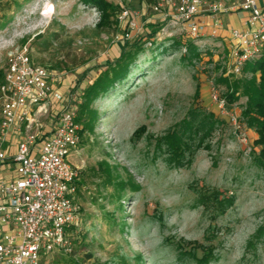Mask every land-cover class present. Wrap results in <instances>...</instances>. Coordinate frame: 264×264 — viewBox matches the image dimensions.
Instances as JSON below:
<instances>
[{"label":"rangeland","instance_id":"rangeland-1","mask_svg":"<svg viewBox=\"0 0 264 264\" xmlns=\"http://www.w3.org/2000/svg\"><path fill=\"white\" fill-rule=\"evenodd\" d=\"M107 1L137 15L129 44L145 37L148 24L167 22L152 42L138 46L132 78L91 103L97 122L69 157L79 175L80 227L71 252H55L40 264H264V165L252 146L256 134L241 120L246 99L227 106L223 98L220 80H232L225 21L219 36L196 39L169 17L180 0H169L161 12L153 9L161 0ZM209 1L229 12L241 3ZM258 5L264 8V0ZM99 17L81 0H0V83L8 51L26 46L50 88L71 95L76 105L123 44L115 37L124 23L99 31ZM48 108L40 118L44 131L57 119V104ZM209 116L214 127L203 137L200 125L211 122ZM192 117L198 133L185 136L181 155L173 157L163 138L180 134ZM231 118L243 126L245 143ZM212 192L231 205L205 197ZM204 252L208 261L197 263Z\"/></svg>","mask_w":264,"mask_h":264},{"label":"built area","instance_id":"built-area-1","mask_svg":"<svg viewBox=\"0 0 264 264\" xmlns=\"http://www.w3.org/2000/svg\"><path fill=\"white\" fill-rule=\"evenodd\" d=\"M168 3L158 1L153 9L164 11ZM238 8L247 14L244 28H225L230 41L227 75L235 77L264 49V9L257 0H241ZM229 10L216 1L180 0L169 17L185 26L192 38L215 37L224 31L219 15ZM122 22L125 28L115 37L117 43L129 42L138 31L137 15L124 6L118 16ZM211 94L223 110L224 102L216 92ZM74 100L50 88L46 71L31 62L26 46L8 51L0 83V166L10 160L13 177L0 180V264H40L50 254L72 250L80 227L75 200L79 175L69 161L81 129ZM50 101L57 104V119L44 132L40 118L48 114ZM231 121L245 143L243 126L236 118ZM11 134L18 140L10 156Z\"/></svg>","mask_w":264,"mask_h":264},{"label":"trees","instance_id":"trees-1","mask_svg":"<svg viewBox=\"0 0 264 264\" xmlns=\"http://www.w3.org/2000/svg\"><path fill=\"white\" fill-rule=\"evenodd\" d=\"M81 2L85 6H92L99 11L100 17L95 26L96 30L104 31L110 29L114 24H118L116 17L122 10L121 4L108 2L107 0H81ZM166 22L167 19L158 24L150 23L148 24L149 32L144 38L133 40L131 44L124 42L118 57L108 62L105 69L84 90V94L79 99L80 102L82 101L81 104L80 102L76 104V122L81 126L80 137L85 132L91 133L97 122V111L91 108V103L97 97L105 96L113 91L115 87L122 85L125 80L132 78L130 66L133 64L136 55L141 51L138 46L140 43L152 42L156 34L166 25ZM129 48H133L134 51H127ZM231 78L232 80L227 78H221L220 80V83L225 86L223 98L227 106L237 102L242 97L246 99L240 115L241 120L246 129L252 130L256 134V137L252 140V146L257 149L256 154L259 164L264 165V49L258 58L244 66L240 76H231ZM197 96L198 90L196 89L194 97ZM209 118L211 122L206 123L204 119L202 121L203 124L200 125V129L205 130L203 137L210 135L214 127V117L209 116ZM193 121V117L184 121L180 134L173 131L163 138V143L168 147L173 157L181 155L185 136L198 133L192 128ZM143 129V127H140L134 132V135H138ZM132 190L134 191L135 188L132 187ZM205 197H211L221 207H229L232 203L228 198L220 199V194L215 192L206 194ZM209 256L210 252H204L201 258L195 259L197 263H205L208 261Z\"/></svg>","mask_w":264,"mask_h":264},{"label":"crops","instance_id":"crops-1","mask_svg":"<svg viewBox=\"0 0 264 264\" xmlns=\"http://www.w3.org/2000/svg\"><path fill=\"white\" fill-rule=\"evenodd\" d=\"M257 1H259V0H257ZM262 9H264V8L262 7ZM219 18H220V20L225 21L226 28H233V29L240 30V29L244 28L245 21L247 18V14L244 11L237 8L236 11H233V12L228 11V12H224V13L220 14ZM205 21L207 24L211 23L210 19H208V18ZM219 35L220 34H218L217 36H219ZM224 35L226 36L227 34L224 33L222 36H224ZM44 132H48V131H44ZM17 140H18L17 136H15L13 134L9 135V137H8L7 146H8V154L10 156H11V154L13 155L15 152ZM9 168L12 169V166H8V165H6V166L1 165L0 166V180H6L7 178L8 179L11 178L10 176H12V175H10L11 172L8 171ZM12 173H13V169H12Z\"/></svg>","mask_w":264,"mask_h":264}]
</instances>
